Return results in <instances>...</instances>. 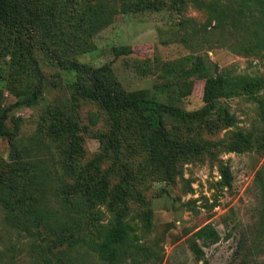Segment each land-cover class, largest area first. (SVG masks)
Listing matches in <instances>:
<instances>
[{"label":"rangeland","instance_id":"374dc122","mask_svg":"<svg viewBox=\"0 0 264 264\" xmlns=\"http://www.w3.org/2000/svg\"><path fill=\"white\" fill-rule=\"evenodd\" d=\"M15 1L34 27L23 39L30 53L18 50L21 64L0 57L7 129L0 137V264H102L97 242L117 219L136 227L160 264H201L190 243L206 225L218 233L216 243L202 247L208 264H264V146L257 143L264 140L257 104L264 102V15L257 7L239 15V2L227 0H201L204 8L192 0ZM88 7L103 11L97 28ZM30 56L41 92L17 106L39 82ZM69 63L106 68L125 91L200 117H164L171 140L198 150L170 162L154 134L129 117L118 149L104 151L99 139L109 133V118L75 96ZM209 77L227 81L210 106L203 102ZM54 113L77 125L79 156L68 159L67 140L50 136ZM248 134L250 146L242 142ZM225 167L231 188L222 186ZM99 184L103 203L71 192ZM119 190L125 203L112 209L109 199ZM56 213L72 219L54 221ZM62 216L71 230L58 226ZM72 230L80 243L69 242Z\"/></svg>","mask_w":264,"mask_h":264},{"label":"trees","instance_id":"16d2710c","mask_svg":"<svg viewBox=\"0 0 264 264\" xmlns=\"http://www.w3.org/2000/svg\"><path fill=\"white\" fill-rule=\"evenodd\" d=\"M177 1V0H174ZM180 1V0H179ZM200 8H204L205 4L201 0H192ZM228 2H239L237 13L239 15L244 14L246 9L251 11L253 7H257L256 12L260 15H264V0H227ZM20 6L15 0H0V57L2 53L10 55L15 61L16 65L20 62L22 57L28 55L31 49V43L28 45L23 43V39L27 38V33L31 32L34 24H28V20L24 17L23 12L20 10ZM22 9V8H21ZM89 23L93 28L100 26L102 18L104 16L103 11L100 8L96 9L88 7ZM250 19V18H248ZM251 20V19H250ZM46 22H49V18L46 17L41 24V27ZM255 23V22H254ZM256 24H258L256 22ZM40 27V28H41ZM42 29H47L42 27ZM257 32V29L255 30ZM32 37L28 38L31 40ZM18 50L24 51L25 55H21ZM32 62V69L35 76L38 78V85L34 88L32 93L21 98L16 105H27L36 101L41 92V74L36 67L35 61L30 56ZM69 70L72 73H76L75 78L70 80L72 91L77 97H84L88 100L96 103L107 115L110 121L109 133L105 137L99 139L100 143L104 145V151L117 150L118 137L123 127V123L129 117H133L138 120L142 126L148 129L154 134L155 140L158 144V148L166 155L170 162L175 161L177 158L187 155L190 152H196L198 149L194 148L191 144H182L177 141H173L168 136L164 117H182L183 119L191 120L193 118H200L189 116L186 113L181 112L172 106L166 104L157 103L152 98H148L142 94L130 93L125 91L120 85H117L113 80H110L107 75H104L106 68L93 69L86 63H69ZM225 73V72H224ZM226 74V73H225ZM227 81L224 77H209L206 79L203 88V102L208 104L212 103L214 93L225 89ZM258 104V116L261 124L264 125V102L257 101ZM6 113L0 115V137L7 135V129L5 126ZM54 121L49 127L50 136L55 140L65 138L68 143L65 155L68 159L79 156L82 153L81 140L77 134L78 128L76 124H72L66 120H62L58 113L53 114ZM251 134L246 135L244 144L251 145ZM257 140L258 148L264 146V140L261 142ZM93 169L98 168V159L93 164ZM223 181L222 186L231 188L232 180L230 171L225 167L222 171ZM77 190L71 189V192H82L85 201L89 204L92 203V198L105 202V195L102 191V185H92L91 187L82 186ZM264 187V184H261ZM261 187V188H262ZM82 188V189H81ZM264 195V193H263ZM125 193L121 190L117 191L115 195H112L109 199V205L112 209L117 208L119 205H124ZM58 215L68 216L65 213H56L53 220L56 221ZM61 217L59 227L64 228L69 226L68 230H71L72 224L68 222V218ZM72 219L71 216H68ZM48 224H52L50 219ZM71 222V221H70ZM64 230L60 232L63 234ZM70 233V237L74 238L76 235ZM80 239L74 238L70 243H80ZM200 241L199 245L197 242ZM218 241V233L210 226L206 225L192 235L190 243V250L194 254L197 261H201V264H208L203 259L202 247L209 246ZM60 242H63L61 238ZM97 259L102 264H160L161 256L152 249L147 248L137 235L136 227L128 222H124L121 219H117L112 222L104 231L102 237L97 242ZM41 264H54L51 261L45 260Z\"/></svg>","mask_w":264,"mask_h":264}]
</instances>
